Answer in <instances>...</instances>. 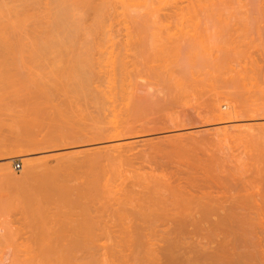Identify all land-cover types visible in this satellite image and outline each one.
<instances>
[{"label":"rangeland","instance_id":"rangeland-1","mask_svg":"<svg viewBox=\"0 0 264 264\" xmlns=\"http://www.w3.org/2000/svg\"><path fill=\"white\" fill-rule=\"evenodd\" d=\"M5 1L0 0L2 5H0V170L2 169L0 183L3 182L0 184V190L4 192L3 194L0 191V221L7 220L11 223H9L10 229H13L10 230L11 237L4 232L6 235L3 236L8 237L3 241L4 246L13 245L14 253L17 250L14 255L21 257L16 258L22 259L23 264L29 263V258L34 259L31 261L33 264H40L38 260L47 257L43 254L46 252L44 248L48 251V243L52 240L47 238L58 236L67 242L65 243L64 240L61 242V240L59 247L56 246L58 250L55 246L56 250L53 249L54 242H51L52 249L55 253L57 252L51 253L53 258L55 255L56 262L65 259L67 263L69 262L68 264H73L72 262L79 264L82 258V264H94V262L95 264H123L124 262L125 264L126 262L169 264L172 261L167 262L169 259L164 256H167L166 253L171 250L168 249L171 243L175 246L174 239L180 245L178 246L183 248L178 247L182 252L178 250L177 254L181 255L187 249L186 243L190 241L193 243V240L197 239L192 246L188 244L191 248L189 247L190 251L186 250V252H192L188 259L194 257L193 253L195 250L199 252L197 250L199 248L203 249V253L199 254L208 252L209 255L212 253H210L212 247H216L219 254L222 251L220 255H217L218 257L226 253V258L228 259L229 255L232 261L236 260L232 253L239 250L238 254H240L243 249L245 252L249 251L243 245L242 249L240 244L235 252L231 246L235 241L231 239L232 237L233 239L234 236L238 237L239 239L236 238L238 242L240 240L245 242L247 235L249 236L247 239H250L252 234L255 236V233L256 235L259 233L263 235L264 240V218L259 220L260 226L258 222L256 224L254 221L241 220V218L237 224V220L232 219L233 223L230 222L234 225L231 227L235 234H232L233 236H230L232 231L229 226L230 232L228 233L227 230V225L232 226L230 222L226 221V226H220L223 224L222 219L228 220L222 217L223 206L229 208L235 202H244L247 196H254L260 202H264V126L255 125L252 130L247 129L251 130L247 133L251 135V138L249 136L239 139L235 135L229 139H225L223 135L196 138V140L184 138L186 141L179 138L180 134L200 130L205 127L206 122L212 123L210 125L215 128H222L225 123L235 124L241 117L264 116V111L261 113L244 111L240 116L229 115L232 112L231 105L222 103L220 106L226 114L224 122H214L206 117L212 105V98L217 92H230V95L234 96L233 100L237 99L236 104L246 109L264 110L263 0V5L262 3L259 5L256 13L242 10L244 0H223V3L217 4L216 10L214 7L212 10L209 5L215 1L217 3V0H102V2L100 0H68V3L67 0H58L59 3L63 1L61 5L57 0ZM76 1L78 5L80 4L79 6L75 4ZM56 4L60 5V9L62 6L64 12L62 9L61 12ZM99 5L100 8H98ZM206 7L211 8V12H206V9L208 11ZM78 10L82 11V14ZM96 10L99 12L97 13ZM75 11L78 13L75 14ZM57 12L62 17L61 24H59L60 21L57 22L60 18L56 16ZM206 15H212L213 22L209 17L211 24H208L209 21L206 23ZM63 20L69 21L68 24L72 23L73 26L65 24L67 21L64 23ZM77 21L82 22L81 25ZM60 25L65 26V31ZM79 26L85 28L80 27V29ZM61 28L64 31L61 30L62 39L58 35L61 33ZM85 30L86 32L88 30L87 36ZM73 32L78 35L75 36ZM66 35H69V39L66 38L67 42ZM71 36L75 39L70 38ZM58 39L60 41L57 42ZM70 39L73 42H70ZM68 41L69 45L65 44ZM114 62H116L115 67ZM117 64L121 66L122 71ZM126 73L129 74L126 75ZM121 76H127V78L124 79ZM193 108L194 112H191ZM186 109H189L191 113L187 114ZM197 122L202 124L198 126ZM123 127L132 128V131L123 132L118 136V128ZM37 140H46L47 145L46 142L42 144L44 146L39 145L40 147L31 145V142ZM17 163L22 165V170L19 172L14 168ZM35 165L40 170L45 166L41 171L38 169L39 172L33 174V171L31 173L29 170L36 168ZM44 177L46 180L56 181L57 179V182H60L72 195V199L67 201L70 204L65 201V204L62 203L63 206L50 207L52 209L50 211L42 210L43 215L39 210L37 213L38 203L36 204L37 199L32 200L34 196L32 189L35 188V181L43 182ZM169 186H180L185 189L184 193L195 195L201 202L204 198L220 201L221 204L215 207L221 210L217 211L219 217L221 214V220L219 217V219L215 216L209 217L207 221L210 224L212 220L213 223L220 221L219 224L210 225L214 227L212 230L207 221L206 224L205 221L200 220L203 222L200 223L198 220L199 225L204 226L199 228V225H196L198 224L196 219L202 218L203 211L198 209L200 212H195L198 214L196 219L195 216L193 217L196 221L195 225H192L191 216L186 217L190 220H187L191 223L187 222L190 226L186 227L187 223L186 225L181 223L184 229H189L185 230L187 232H191L194 226L198 227L194 229L195 231L193 230L194 234L184 232V235H181L182 238H179V235L171 236L174 239L173 241L170 239L172 241L170 244L167 236L152 237L155 245L153 248L158 251L157 255V252L153 253L157 257L156 260L154 256H151L153 248H148V242H145L149 238L147 233L143 232V226L150 225L149 222L154 217L148 215L149 210L158 204L160 196L169 189ZM31 193L32 195H29ZM199 199L196 200L197 203ZM46 212L50 213L46 214ZM142 213L145 215L140 216L139 214ZM226 216L228 217V211L224 217ZM146 219L149 222H146ZM36 220L39 222L37 223ZM130 220L134 226L130 224ZM13 221L17 225L13 224ZM243 221L245 223L242 225ZM157 222L154 221L151 224L163 223ZM122 223L130 224L131 228H139V230L142 228L140 236L138 229H133L136 233H132V236L127 235ZM250 223L251 225L247 227L246 225ZM53 224H59V227ZM236 225L239 226L236 227ZM113 226H119V229ZM215 227L217 229L223 227L221 229L227 235L224 236L225 234L223 235L222 231L216 230ZM80 228L90 234L96 228L94 231H98L100 236L96 232V234L92 233V236L95 235L93 236L95 239L99 237L96 242L102 237L99 244H106V248L103 246L104 248L100 247L101 250L96 249L88 244L89 240H86L87 245L83 243L84 246H80L77 237L73 238L81 231ZM110 228L117 232L114 230L112 235ZM247 229L254 233H249ZM197 230L200 231L196 233ZM215 233L222 234L217 235L219 242L213 240L216 239ZM15 234L18 236L17 240ZM70 234H73V239H70ZM185 235H187L186 238ZM196 235H198L197 238ZM205 235L210 237L205 238ZM113 236L116 237L113 238ZM42 237L49 242L46 241L45 244ZM222 237H225L226 241ZM138 238L142 244L139 245L142 248L146 247V251L144 250L146 253L140 246L135 248L140 243ZM186 239L188 242L185 241ZM206 239L210 240L211 245ZM229 241H232L231 244ZM201 242H206V245L203 243L201 247ZM166 243L169 244L167 247ZM28 244L31 245L28 246ZM205 246L207 249L211 246L210 251L209 249L206 251V248H203ZM165 247L168 251L164 249ZM224 248L226 251L230 248L231 253H229L230 250L226 252ZM150 249L152 252L147 254ZM160 249L164 251L163 253L166 251L165 255L161 256ZM29 251H33L34 254H30ZM176 255L174 256L177 257ZM223 257L220 260L225 259ZM25 258H28V261ZM259 259L258 262L261 263L262 259ZM236 261L232 262L236 263ZM31 262L29 264H32ZM177 262L176 264L181 263V261ZM263 262L264 260L262 264ZM183 263L184 261L181 264Z\"/></svg>","mask_w":264,"mask_h":264},{"label":"bare ground","instance_id":"bare-ground-1","mask_svg":"<svg viewBox=\"0 0 264 264\" xmlns=\"http://www.w3.org/2000/svg\"><path fill=\"white\" fill-rule=\"evenodd\" d=\"M5 1V0H4ZM25 1V0H24ZM45 1V0H44ZM54 1V0H53ZM70 1V0H69ZM73 1V0H72ZM81 1V0H80ZM89 1V0H88ZM104 1V0H103ZM212 1V0H211ZM228 1H230V0H228ZM243 1V0H242ZM245 2H244V4L242 3V10H245V11H247L248 13H256V11H257V8L259 7V5L262 3V5H263V1L262 0H244ZM6 2V1H5ZM57 2H58V0H57ZM56 2V3H57ZM63 2V1H62ZM62 2H58V4H62ZM99 2V1H98ZM100 2H102V0H100ZM28 3V2H27ZM30 3V2H29ZM47 3V2H46ZM49 3H51V2H49ZM64 3H66V2H64ZM67 3H68V0H67ZM70 3V2H69ZM78 3V1H76V3L75 4H77ZM80 3V2H79ZM95 3V2H94ZM112 3V2H111ZM213 3V2H212ZM220 3H223V0H221L220 2H219V0H217V3H216V1L213 3V4H211V5H209V7H211L212 8V10H214V8L216 7L217 8V4H220ZM241 3V2H240ZM21 4H22V2H21ZM31 4V3H30ZM58 4H56L57 5V7L59 8V6H58ZM72 4V3H71ZM1 5V4H0ZM7 5V4H6ZM24 5V4H23ZM26 5V4H25ZM37 5H40V4H37ZM53 5H55V3H53ZM78 5V4H77ZM80 5V4H79ZM78 5V6H79ZM83 5V4H82ZM105 5V4H104ZM107 5V4H106ZM2 6V5H1ZM5 6V5H4ZM51 6V5H50ZM70 6V5H69ZM90 6V5H89ZM10 7V6H9ZM26 7V6H25ZM31 7V6H30ZM34 7V6H33ZM43 6H41V8H42ZM56 7V6H55ZM56 7V8H57ZM68 7V6H67ZM77 7V6H76ZM87 7V6H86ZM86 7H85V9H86ZM94 7V6H93ZM101 6L99 5L98 6V8H100ZM214 7V8H213ZM6 8V7H5ZM63 8L65 9V7L63 6ZM69 8V7H68ZM73 8V7H72ZM72 8H70V9H72ZM206 8H208V7H206ZM211 8H208V11H207V9H206V12H208L209 13V11L211 12ZM216 8H215V10H216ZM239 8H240V5H239ZM2 9V8H1ZM13 9V8H12ZM19 9V8H18ZM36 9V8H35ZM45 9V8H44ZM60 9V8H59ZM61 9H62V6H61ZM60 9V11L62 12V10ZM79 9V8H78ZM241 9V8H240ZM15 10V9H14ZM26 10V9H25ZM97 10H99V9H97ZM96 10V12L98 13L99 11H97ZM10 11H12V10H10ZM46 11V10H45ZM56 11H58V10H56ZM70 11H72V12H74L73 10H70ZM70 11H69V13H70ZM80 10H78V12H79ZM255 11V12H254ZM42 12H44V11H42ZM55 12V11H54ZM59 12V11H58ZM58 12H57V14H56V16L58 15L59 17L61 16V15H59L58 14ZM60 12V13H61ZM63 12H64V10H63ZM65 12H67V11H65ZM76 12V11H75ZM78 12H76L75 14H77ZM82 12V11H81ZM81 12H79V13H81ZM92 12H93V10H92ZM213 12V11H212ZM12 13V12H11ZM53 12H51V14H52ZM89 13V12H88ZM63 14V13H62ZM68 14V13H67ZM82 14V13H81ZM10 15V14H9ZM45 15V14H44ZM71 15V14H70ZM72 15H74L73 13H72ZM84 15V14H83ZM65 17H66V15H64ZM212 16V15H211ZM211 16H205V20H206V23H207V21H209L210 23H208V24H211L212 22H213V17H211ZM80 17V16H79ZM209 17H211V19L209 18ZM10 18V17H9ZM15 18V17H14ZM17 18V17H16ZM64 18V17H63ZM82 18V17H81ZM85 18V17H84ZM208 18V19H207ZM18 19V18H17ZM57 19H58V17H57ZM67 19V18H66ZM86 19V18H85ZM53 20V19H52ZM62 21V17H60L58 20H57V22H59V21ZM75 20V19H74ZM80 20V19H79ZM212 22H211V21ZM5 21H7V20H5ZM35 21V20H34ZM36 21H37V19H36ZM61 21H60V23L59 24H61ZM64 21V20H63ZM67 21V20H66ZM66 21H64V23L66 22ZM81 21H83V20H81ZM102 21V20H101ZM3 22H4V20H3ZM38 22V21H37ZM48 22H50V21H48ZM53 23H54V21H52ZM75 22V21H74ZM78 23H80L79 21H77ZM84 22V21H83ZM5 23V22H4ZM26 23V22H25ZM30 23V22H29ZM40 23V22H39ZM68 23H70L69 21H67V23H65V24H68ZM82 23V22H81ZM81 23L79 24V25H81ZM99 23H101V22H99ZM23 24V23H22ZM55 24V23H54ZM58 24V25H59ZM103 24V23H102ZM51 25V24H50ZM56 25V24H55ZM54 25V26H55ZM68 25H72V23L71 24H68ZM68 25H67V27H68ZM101 25V24H100ZM57 26V25H56ZM73 26V25H72ZM74 26H75V24H74ZM103 26V25H102ZM60 27H62L63 28V30H64V25H60ZM80 27H84V26H79V28ZM48 28V27H47ZM62 28L60 29V31L62 30ZM71 28V27H70ZM75 28V27H74ZM77 29H78V27H76ZM85 28V27H84ZM99 28V27H98ZM58 29V28H57ZM72 29H73V27H72ZM71 29V30H72ZM77 29H76V32H78L79 31V29H78V31H77ZM81 29V28H80ZM38 30V29H37ZM53 30V29H52ZM62 30V31H63ZM83 30V29H82ZM81 30V31H82ZM90 30V29H89ZM35 31V30H34ZM42 31V30H41ZM57 31V30H56ZM60 31H58L59 33H60ZM61 31V33L60 34H58L59 36H60V38H61V36H62V33L65 31H63L62 32ZM69 31V33H70V30H68ZM73 31V30H72ZM75 32V33H76ZM87 32H88V30H87ZM87 32H86V30H85V35L87 36ZM11 33V32H10ZM74 33V32H73ZM74 33V34H75ZM79 33V32H78ZM23 34V33H22ZM51 34H53V33H51ZM50 34V35H51ZM93 34V33H92ZM49 35V36H50ZM55 35V34H54ZM70 35V34H69ZM69 35H66V37H65V40H66V38H68L69 37ZM78 34H75V36H77ZM85 36V37H86ZM23 37V36H22ZM38 37H39V35H38ZM42 37V36H41ZM56 37V36H55ZM54 37V38H55ZM73 36H71L70 38H72ZM89 37V36H88ZM87 37V38H88ZM17 38V37H16ZM24 38V37H23ZM49 38H51V36L49 37ZM48 38V39H49ZM57 38H58V36H57ZM74 38V37H73ZM79 38V37H78ZM40 39V38H39ZM62 39V38H61ZM69 39V38H68ZM75 39V38H74ZM89 39V38H88ZM34 40V39H33ZM46 40V39H45ZM64 40V39H63ZM72 39H70L69 41L70 42H73V41H71ZM80 40V39H79ZM85 41L84 42H86V39H84ZM3 41V40H2ZM48 41V40H47ZM47 41H46V43H47ZM54 41H55V39H54ZM53 41V42H54ZM58 41H60V39H58L57 40V42ZM68 41V43H65V44H68L69 45V42ZM66 42H67V40H66ZM34 43V42H33ZM39 43V42H38ZM41 43V42H40ZM51 43V42H50ZM60 43V42H59ZM58 43V44H59ZM90 43V42H89ZM34 45V44H33ZM44 45H46L45 44V42H44ZM44 45H42V46H44ZM49 45V44H48ZM52 45V44H51ZM62 45V44H61ZM91 45V44H90ZM56 46V45H55ZM70 46H71V44H70ZM1 47V46H0ZM39 47V46H38ZM58 47V46H57ZM73 47V46H72ZM44 49H46L45 48V46L43 47ZM54 48V47H53ZM53 48H51L52 50H53ZM59 48H61V47H59ZM64 48V47H63ZM69 48V47H68ZM44 49H43V51H44ZM31 50V49H30ZM51 50V51H52ZM62 50V49H61ZM69 50V49H68ZM7 51V50H6ZM91 51V50H90ZM92 52V51H91ZM40 53H41V51H40ZM51 53V52H50ZM55 53V52H54ZM57 53V52H56ZM59 54V53H58ZM67 54V53H66ZM62 55V54H61ZM92 55V54H91ZM38 56V55H37ZM40 56V55H39ZM68 56V55H67ZM62 57V56H61ZM123 57V56H122ZM92 58V57H91ZM43 59V58H42ZM50 59V58H49ZM52 59V58H51ZM44 61V60H43ZM51 62V61H50ZM59 62V61H58ZM78 62V61H77ZM85 62V61H84ZM118 63V62H117ZM52 64H53V62H52ZM89 64V63H88ZM45 65V64H44ZM72 65V64H71ZM115 65H116V62H114V67H115ZM118 65V64H117ZM129 65V64H128ZM53 66V65H52ZM119 66L120 65H118V68H119ZM53 69H54V67H52ZM115 69V68H114ZM122 68H121V66H120V71H122L121 70ZM56 70V69H55ZM60 70V69H59ZM67 71V70H66ZM71 71V70H70ZM117 71V70H116ZM54 73V72H53ZM120 73V72H119ZM65 74V73H64ZM85 74V73H84ZM122 74V73H121ZM120 74V75H121ZM124 74V73H123ZM127 74H129V73H126V75ZM125 75V74H124ZM118 76V75H117ZM123 76V75H122ZM121 76V77H122ZM129 76V75H128ZM130 77V76H129ZM122 78H127V76H124V77H122ZM122 78H120V80L122 81ZM123 79V80H124ZM126 81V80H125ZM125 84L127 83V82H124ZM129 86H130V84H128ZM121 86H123V84L121 85ZM130 88V87H129ZM128 88V89H129ZM215 96H213V100L211 101L212 102V105L209 107L210 109H208V111H207V113H206V117H207V119L208 120H214V122L216 121H219V122H224V120H226V118L224 119V116L226 115V114H224L223 113V110H222V108H221V104L222 103H225L226 105H231V107H232V112L229 114V115H236V116H240L244 111H248V112H253V113H261L262 111H264V110H260V109H258V108H249V109H246V108H244L242 105H239V104H236V102H238L237 101V99H235V101L233 100L234 99V96L232 97L231 95H230V92L228 93V92H217V94H214ZM211 104V103H210ZM187 110V109H186ZM185 110V112L188 114V113H191V112H194V108H193V111H189V109L186 111ZM192 110V109H191ZM189 115H192V114H189ZM193 115H194V113H193ZM226 117V116H225ZM230 118V117H229ZM228 119V118H227ZM230 120V119H229ZM230 123V122H229ZM198 126H200L199 124H202V123H196ZM210 124H212V123H205L204 125H205V127H202L200 130H196L195 132H191V133H187V134H180L181 136L179 137V138H182L184 141H186L185 139H189V140H193V139H195L196 140V138H206L207 136H212V137H220V135L222 136H224V138L225 139H229L231 136H233V135H235L236 137H238L239 139H243V138H246V137H249L250 136V138H251V135H249V134H247V133H249V131L251 132V130L255 127V125H257V126H260V127H262V126H264V116H261V115H259V116H255V117H241V119H239V120H237V122L235 123V124H227V123H225V125H224V127H222V128H215V127H213L212 125H210ZM218 124V123H217ZM195 125V124H194ZM203 125V126H204ZM264 128V127H263ZM247 129H251V130H247ZM130 131H132V128H129V127H123V128H118V130H117V135L119 136V135H121L123 132H130ZM179 136V135H178ZM48 138V137H47ZM167 139L169 138V137H166ZM185 138V139H184ZM188 141V140H187ZM45 142H46V140H44V141H34L33 143L31 142V145H33V144H35L36 146L38 145V147H40V146H44V145H42V144H45ZM40 145V146H39ZM46 145H47V142H46ZM41 159H39V161H40ZM38 161V162H39ZM45 161V160H44ZM37 162V161H36ZM35 164V163H34ZM36 166V165H35ZM41 166V165H40ZM45 166V165H44ZM44 166H43V168H44ZM34 167V166H33ZM38 166H36V168L34 167L33 168V170H29L30 172L31 171H33V174L35 173L36 174V172H39V171H37L39 168H37ZM42 168V169H43ZM47 168V167H46ZM28 169V168H27ZM41 169V170H42ZM2 170V169H1ZM1 170H0V172H1ZM7 170V169H6ZM40 170V169H39ZM40 170V171H41ZM8 171V170H7ZM24 172V171H23ZM27 173V172H26ZM25 173V174H26ZM32 173V172H31ZM2 175V174H1ZM24 175V174H23ZM26 175H28V174H26ZM40 175V174H39ZM3 176H4V173H3V175L1 176L2 178H3ZM6 176V175H5ZM40 176H42V175H40ZM8 177V176H7ZM7 177H5V179L7 178ZM36 178H38V177H36ZM49 178H50V176H49ZM56 178V177H55ZM44 179V181L42 182V181H35V188H33V186H31L33 189L32 190H34V196H32V200H33V198H35V200L37 201L36 202V204L38 205V209H36L37 210V213H38V210H39V212L41 211V213H42V210L44 211V209H48V211H50V210H52V209H50V207L52 208V207H54V206H61L62 205V203H64L65 201L67 202V201H71L70 199H72V195L70 194V193H68L67 192V190L60 184V182H57V179H56V181H54V179H52V180H46L45 179V177L43 178ZM13 180V178L11 179V181ZM37 180V179H36ZM41 180V179H40ZM46 180V181H45ZM59 180V179H58ZM9 181V179L7 180V182ZM10 181V182H11ZM9 182V183H10ZM16 182V181H15ZM30 182V181H29ZM33 182V181H32ZM31 182V183H32ZM37 182V183H36ZM2 184H3V182H1ZM0 183V184H1ZM31 183H29V184H31ZM11 185H13V184H11ZM9 186H10V184H9ZM26 186V185H25ZM3 187V186H2ZM4 187H5V184H4ZM28 187V186H27ZM10 188V187H9ZM11 188H13V187H11ZM22 188H23V186H22ZM2 189V188H1ZM4 189H6V187L4 188ZM25 189V188H24ZM31 189V188H30ZM184 189V188H183ZM182 189V187H180V186H174V187H172V186H169V189H167L165 192H164V194L162 195V196H160V200H159V202H158V204H156L155 205V207L153 208V209H150L149 210V216L151 215V217H154L153 219L152 218H150V219H152V221H148L147 219H146V222L148 221L149 223H150V225L149 224H143L144 226V228H143V232H145V233H147L146 235H148L147 236V238H149V240H147V241H145V242H148V245L145 243V245H147L148 246V248L150 247L151 249L155 246L154 245V242H153V238H156V237H154V236H158V235H160L161 236V238H163V236L165 237V236H167V237H169V238H167L168 240L167 241H169L170 239L173 241V239L174 238H171V236L172 237H174V236H178L179 238L181 237V235H184V232H185V234H186V232L189 230V229H187V231H185L186 229H184L185 227H183V225L181 224V223H184V225H186L185 223H187V222H189L190 220L188 219L189 218V216H191L192 217V225L196 222V221H194L195 219H196V217H197V215L198 214H196L197 212L199 213L200 211H198V209H200V210H202L203 212H201L202 213V218H204V219H202L201 217V219H199V217H198V219H196L197 220V223H198V220H199V222H200V220H203V221H205V223H206V221L208 220L209 221V219L210 218H213L212 216H215L216 218H218L219 217V211H221V210H219V208H217L216 209V207H215V205H217V207L219 206V204H221V202L220 201H217V200H214V199H210V198H204V200L201 202V200L198 198V197H196L195 195H189L188 193H184V191H185V189L183 190ZM20 190V189H19ZM21 190H23V189H21ZM28 191H29V188L27 189ZM31 190V191H32ZM183 190V191H182ZM1 191V190H0ZM9 191H10V189H9ZM14 191V190H13ZM13 191H12V193H13ZM2 192V191H1ZM7 192V191H6ZM3 194H4V192H2ZM1 193V194H2ZM10 193V192H9ZM21 193V192H20ZM27 193V192H26ZM30 193V192H29ZM32 193L31 194H29V195H32ZM7 194H8V192H7ZM14 194V193H13ZM22 194H24V193H22ZM186 194V195H185ZM26 196V195H25ZM3 197H5V196H3ZM21 198H22V196H20ZM24 197V196H23ZM1 198V197H0ZM17 198V197H16ZM29 198V197H28ZM7 199V198H6ZM23 199V198H22ZM30 199V198H29ZM199 199V201H198V203H197V201L196 200H198ZM208 199V200H207ZM210 199V200H209ZM246 200L244 201V202H235V203H233L232 205H230V207L232 206V208H225L224 206H223V208H221V209H223L222 210V212H223V215H222V217L225 219V218H228V220H223L222 219V222H223V224L221 225L220 224V226H226L227 225V222H230L232 219H236L237 220V224L239 223V221L238 220H240V218H241V220L242 219H244V220H246V221H254V222H256V224H257V222H258V224H259V226H260V221H261V219L262 218H264V202H260L259 200H257L254 196H251V197H246L245 198ZM1 201V200H0ZM4 202V201H3ZM9 202V201H8ZM26 202H27V200H26ZM28 202H29V200H28ZM204 202V203H203ZM67 203H69V202H67ZM76 203V202H75ZM203 205V207H202V205ZM6 204V203H5ZM27 204V203H26ZM29 204V203H28ZM31 204V203H30ZM34 204H35V202H34ZM65 204V203H64ZM70 204V203H69ZM68 204V205H69ZM7 205H8V203H7ZM33 205V204H32ZM200 205H201V207H200ZM1 206H2V204H1ZM28 206V205H27ZM63 206V205H62ZM33 207H34V205H33ZM197 207V208H196ZM29 208V207H28ZM202 208V209H201ZM205 208V209H204ZM7 209V208H6ZM35 209V208H34ZM33 209V210H34ZM228 211V217L226 216V217H224V215H227V211ZM229 210H230V212H229ZM47 211V210H46ZM197 211V212H196ZM218 211V212H217ZM23 212V211H22ZM196 212V213H195ZM224 212H226V213H224ZM27 213V212H26ZM41 213H40V215H41ZM47 213H50V212H46V214ZM200 213V214H201ZM1 214V213H0ZM24 214V213H23ZM31 214V213H30ZM43 214V213H42ZM217 214V215H216ZM11 215V214H10ZM9 215V216H10ZM29 215V214H28ZM40 215H39V217H40ZM44 215V214H43ZM140 216H144L145 215V213H142V214H139ZM8 216V215H7ZM6 216V217H7ZM34 216V215H33ZM47 216V215H46ZM140 216H139V218H140ZM195 216V217H194ZM2 217V216H1ZM186 217H188L187 219H186ZM195 219H194V218ZM210 217V218H209ZM35 218H38V217H35ZM137 218V217H136ZM149 218V217H148ZM207 218V219H206ZM220 218V219H219ZM218 219L219 220H221V214H220V217H219ZM2 219V218H1ZM14 219V218H13ZM40 219V218H39ZM43 219V218H42ZM130 219V218H129ZM184 219H186V221L184 220ZM218 219H217V221H218ZM126 220V219H125ZM138 220H140V219H138ZM182 220H184V222L182 221ZM187 220H189V221H187ZM260 220V221H259ZM10 221V220H9ZM11 221H12V219H11ZM30 221V220H29ZM34 221V220H33ZM37 221V220H36ZM41 221H43V220H41ZM53 221V220H52ZM82 221V220H81ZM127 221H128V218H127ZM126 221V222H127ZM143 221V220H142ZM154 221H162L163 223H160V224H162V225H158V224H156V223H154V224H151L152 222H154ZM194 221V222H193ZM207 221V223L209 224V226L212 224H219V222L217 223V222H215V223H213L214 221L212 220H210L211 221V224H210V222H208ZM227 221V222H226ZM234 221V220H233ZM233 221H231L232 223H233ZM1 222V221H0ZM7 220H5V222L2 220V222H1V225H0V264H19L20 263V261H22V259L21 260H19V258H16V257H18L19 255H17V256H15L16 255V252H17V250H15V253L13 252L14 250H12L13 249V245H10V246H12V248L9 246L8 247V245H6V246H4L5 244V240H4V238H7V237H4L3 235H6L4 232H6V233H8V235L10 236L11 235V233H10V230L12 229H10V222H8ZM39 221H37V223H38ZM130 222V224L131 225H133L132 224V222H131V220L129 221ZM221 222V223H222ZM230 222V224H232ZM260 222V223H259ZM6 223V224H5ZM10 223V224H9ZM25 223V222H24ZM54 223V222H53ZM79 223H80V221H79ZM78 223V224H79ZM123 223H124V221H123ZM122 223V225H123V229H125L124 231L125 232H127L126 234L127 235H130V236H132L133 234L132 233H134L135 232V230H137V231H139L138 232V234L140 233V231H142V228H141V230H139V228H137V229H135V228H131L130 226V224H127L126 223V225L125 224H123ZM139 223V222H138ZM143 223H145V221H143ZM158 223V222H157ZM180 223V224H179ZM190 223V222H189ZM200 223H203L202 221L200 222ZM204 223V224H205ZM206 223V224H207ZM225 223H226V225H225ZM243 223H245V221H243L242 222V225H243ZM6 225V226H4V225ZM13 224H16L14 221H13ZM19 224V223H18ZM81 224V223H80ZM79 224V225H80ZM191 224V223H190ZM196 224V223H195ZM194 224V225H195ZM229 224V223H228ZM9 225V227H7ZM17 225V224H16ZM15 225V226H16ZM54 225V224H53ZM57 225V224H56ZM56 225H54V226H56ZM77 225V224H76ZM79 225L77 226V228L79 227ZM92 225V224H91ZM178 225V226H177ZM189 224L187 223V225H186V227L188 226ZM196 225H199V223L198 224H196ZM241 225V224H240ZM248 225H251V223L250 224H247L246 226L248 227ZM39 226V225H38ZM62 226H63V223H62ZM68 226V225H67ZM82 226H83V224H82ZM81 226V227H82ZM86 226V225H85ZM94 226V225H93ZM95 226H97V225H95ZM134 226V225H133ZM145 226H148V227H145ZM190 226V225H189ZM215 226V225H214ZM219 226V227H220ZM223 226V227H224ZM228 226L230 227V229H231V227H234V225L232 224V226H230V225H227V230H228V233L230 232V229L228 228ZM239 226V225H238ZM237 225H236V227H238ZM258 226V225H257ZM262 226V225H261ZM28 227H29V225H28ZM31 228H32V226H30ZM43 227H45L46 228V226L45 225H43ZM57 227H59V224L57 225ZM56 227V228H57ZM74 227H76V226H74ZM119 227V226H118ZM118 227H114L113 226V228H118ZM127 229H126V228ZM203 228L204 226H200L199 225V228ZM216 227H217V225H216ZM215 227V228H216ZM223 227H221V228H223ZM235 227V228H236ZM252 227V226H251ZM9 228V229H8ZM63 228V227H62ZM113 228H110L109 229V231H112L111 233H113L112 235H114V232L116 231L115 229V231L113 230ZM122 228V227H121ZM189 228V227H188ZM192 228V227H191ZM196 227L194 226V228L192 229V231L191 232H187L188 234L189 233H191V234H194V229H195ZM209 228V227H208ZM210 228H211V230H212V228H214V227H212V226H210ZM221 228H219V229H217L216 228V230H221L222 231V229ZM242 227L240 226V229H241ZM30 229V228H29ZM28 229V230H29ZM33 229H35V228H33ZM32 229V230H33ZM38 229V228H37ZM42 229H44V228H42ZM42 229H41V232H42ZM61 229V228H60ZM66 229H67V227H66ZM76 229V228H75ZM81 229V228H80ZM79 229V230H80ZM83 229V228H82ZM81 229V231H79L78 232V235H76V236H73V238H75V237H77V239L79 240L78 242V244L80 245V246H84V244H86L87 245V242H86V240L88 241V244H91L92 245V247H94V248H96V249H100V247H102V248H104L105 246H106V244H103L102 245V243H100L99 244V242L101 241V238H100V240H97V242H96V239H98V238H96L95 239V237L93 238V236H95V235H93L92 236V233L94 234L96 231H94L96 228H94V232L92 231H90L91 232V234L90 233H88V231H87V233H86V231H83ZM86 229V228H85ZM89 229H91V228H89ZM89 229H86V230H89ZM106 229V228H105ZM112 229V230H111ZM119 229V228H118ZM117 229V230H118ZM131 229H132V231H131ZM133 229H135V230H133ZM196 229H198V227L196 228ZM205 229H207V228H205ZM226 229V228H225ZM250 229V228H249ZM249 229H247V231L249 230ZM9 230V231H8ZM13 230V229H12ZM15 230H16V228H15ZM27 230V231H28ZM92 230V229H91ZM108 230V229H107ZM122 230V229H121ZM127 230V231H126ZM194 230V231H193ZM216 230H214V232L216 231ZM243 230V229H242ZM246 230V229H245ZM252 230H254V228L252 229ZM30 231V230H29ZM35 231V230H34ZM40 231V230H39ZM47 231V230H46ZM55 231V230H54ZM68 231V230H67ZM75 231V230H74ZM104 231V230H103ZM120 231V230H119ZM118 231V232H119ZM200 230H197L196 231V233L197 232H199ZM209 231V230H208ZM231 231H232V229H231ZM56 232V231H55ZM66 232V231H65ZM71 232H73V231H71ZM98 232V231H97ZM96 232V233H97ZM105 232V231H104ZM108 232V231H107ZM117 232V231H116ZM121 232V231H120ZM119 232V233H120ZM204 232V231H203ZM212 232V231H211ZM214 232H212L213 233V235H214ZM216 232H218V231H216ZM235 232V231H234ZM238 232V231H237ZM241 232H243V231H241ZM249 233H251L250 231H248ZM255 232H257V231H255ZM4 233V234H3ZM33 233V232H32ZM63 233V232H62ZM61 233V234H62ZM76 233V232H75ZM95 233V234H96ZM110 233V234H111ZM136 233V232H135ZM134 233V234H135ZM145 233H142V234H144L145 235ZM207 233V232H206ZM222 233H223V231H222ZM239 233V232H238ZM252 233H254V232H252ZM251 233V234H252ZM36 234V233H35ZM56 234V233H55ZM54 234V235H55ZM59 233H57V235H58ZM74 234V233H73ZM72 234V235H73ZM98 235H99V233H97ZM103 234V233H102ZM208 234H210V233H208ZM220 234V233H219ZM218 233H217V235H219ZM225 233H223V235H224ZM231 234V235H230ZM229 235L230 236H233V235H235V234H233V231L230 233ZM233 234V235H232ZM245 234H246V231H245ZM250 234V235H251ZM257 233H255V236L252 234L250 237H252V238H248L247 239V236L245 237L246 238V240H244L245 238H243V240L245 241V242H242L241 240V242L239 241L238 242V237H235L234 236V239H233V237L231 238L232 240H235L232 244L230 243V242H232V241H229V244H231V246H232V249L236 252L238 249H239V247L238 246H240V244H241V246L243 245L244 246V248L245 249H248L249 251H243L244 249H243V246L241 247L243 250V252H245V253H243L242 251H240V254H238V251L236 252V253H232L231 255H233V256H235L234 258L237 260H232V261H236V263L235 262H232L231 261V259L229 258L230 256L228 255V259L226 258L227 256H225V255H227L225 252H223V253H225V254H222L223 256H225V257H223L222 255H221V257L219 256H217V255H220L221 253H222V251H221V253L219 254V251H218V249H217V251H216V247H212V249H211V246L209 247L212 251H210V249H209V251H210V253L212 252L213 253V255H211V254H209L208 255V252H206L205 254H202L203 252H202V250H201V248H199L200 247V245H199V249H197V250H199V252L197 251L196 252V250H195V252L193 253L194 254V257H190V259H188V257L192 254V252H186V250H188V251H190L188 248L190 247V246H188V244L189 245H193V243H196L195 241L197 240H193V243L190 241V243H186V248H184V249H186L185 250V252H184V254L182 253V255L178 258V255L179 254H177L178 252V250H180V249H183V248H180L179 246V244L177 243V240L176 239H174V241L177 243V248H175V246H176V243H175V246H174V244L173 243H171L172 241L170 240L169 241V244L171 243L172 245H170L171 246V248H170V246L168 247V249H171L170 251H169V253H166V251H165V253L166 254H168L167 256L165 255V253H163L164 251H162V249H160V251H162V255L161 256H163V254L165 255L164 257H166L167 259H169L168 261H167V259H165L167 262H170V260L172 261V263L170 262L169 264H176V262L178 261H181V263L184 261V263L183 264H241V262H244L243 264H247L248 262H251L252 264L255 262L256 264H258L259 262H258V260L260 261V259L259 258H261L262 260H261V263H259V264H262V261L264 260L263 258H264V240H263V238H262V236L263 235H259V233H258V235H256ZM262 234V233H261ZM16 235V234H15ZM30 235V234H29ZM32 235V234H31ZM30 235V236H31ZM65 235V234H64ZM71 235V234H70ZM72 235H71V237H70V239H73L72 238ZM108 236L107 237H109V234H107ZM111 235V236H112ZM145 235V236H146ZM215 235H216V233H215ZM217 235H216V239H213V240H216V241H220L219 239H217ZM220 235H222V234H220ZM227 234H225L224 236H226ZM241 235H244V234H241ZM13 236H14V234H13ZM17 236V235H16ZM20 236H22V235H20ZM26 236H28V235H26ZM42 236V235H41ZM40 236V237H41ZM53 236V235H52ZM66 236V235H65ZM100 236V235H99ZM104 236V235H103ZM117 236V235H116ZM116 236H113V238L114 237H116ZM136 235H134V237H135ZM139 236H140V234H139ZM139 236H137V237H139ZM160 236H158V237H160ZM186 236L187 235H185V238H186ZM190 235H188V237H189ZM195 236V235H194ZM209 236V235H205V238H207V237ZM230 236H228V237H230ZM11 237V236H10ZM39 237V239H41ZM46 237V236H45ZM44 237V238H45ZM48 237V236H47ZM64 237V236H63ZM67 237V236H66ZM124 237V236H123ZM142 237V236H141ZM153 237V238H152ZM187 237V239H189ZM198 237V235H196V238ZM210 237V236H209ZM249 237V236H248ZM16 238V240H17V238H18V236L17 237H15ZM14 238V239H15ZM32 238V237H31ZM37 238V237H36ZM43 238V237H42ZM44 238H43V240H44ZM69 238V237H68ZM67 238V239H68ZM121 238V237H120ZM129 239H130V237H128ZM140 238V237H139ZM138 238V239H139ZM144 238H146V237H144ZM178 238V239H179ZM182 238V237H181ZM190 238H192L191 236H190ZM225 238V237H224ZM223 237H222V239H224ZM236 238H238L237 240H236ZM19 239H21V238H19ZM24 239V238H23ZM27 239V238H26ZM47 239H52L51 240V242H54V243H52L53 245V249L54 250H58V247H59V245H60V241L61 242H63V240L65 241V239L63 238H60L59 236L58 237H54V238H52V237H50V238H47ZM95 239V240H94ZM137 239V238H136ZM141 239V238H140ZM140 239L138 240V241H140ZM166 239V238H165ZM185 240L186 242H188V240ZM209 239H211V238H209ZM209 239H206V240H208V242H209V245H211V243H210V240ZM228 239V238H227ZM230 239V238H229ZM4 240V241H3ZM12 240V239H11ZM42 240V239H41ZM161 240V239H160ZM180 240V239H179ZM179 240H178V242H179ZM192 240V239H191ZM225 240V239H224ZM29 241H31V239L29 238ZM34 241V239L32 240V242ZM47 241V240H46ZM45 240H44V243L46 242ZM131 241V240H130ZM132 241H133V239H132ZM131 241V243H133ZM162 241H164V242H166L165 240H163L162 239ZM181 241V240H180ZM223 241V240H222ZM226 241V240H225ZM13 242V241H12ZM18 242H20V241H18ZM39 242H40V240H39ZM47 242H49V240L47 241ZM46 242V243H47ZM50 242V243H51ZM67 241H65V243H66ZM77 242V240L75 241V243ZM86 242V243H85ZM107 242V241H106ZM126 242V241H125ZM151 242H153L152 244H151ZM214 241H212V243H213ZM7 243L8 244H10L9 243V241H7ZM6 243V244H7ZM16 243V242H15ZM22 243V242H21ZM27 243V242H26ZM30 243V242H29ZM45 243V244H46ZM50 243H48L49 245V249H48V251L47 250H45V248H44V252L45 253H43V254H46L47 255V257L45 258V259H42V256L40 257L42 260H38V261H40L39 263L40 264H68L67 263V261L65 260V259H63V260H60L59 262H56V260H55V255H54V258H53V255H52V253L54 254L55 252H54V250L52 249V246H51V244ZM84 243V244H83ZM179 243H181V242H179ZM192 243V244H191ZM202 243V245H201V247L203 246V243H204V245H206L205 243L206 242H201ZM225 242H223V244H224ZM55 244V245H54ZM64 244V243H63ZM70 244H72V243H70ZM142 245L141 244V241H140V243H138L136 246H135V248L138 246H140V245ZM169 244H167L166 243V247H167V245H169ZM184 244V243H183ZM15 245V244H14ZM23 245V244H22ZM29 245H31V244H28V246ZM34 245V244H33ZM36 245V244H35ZM40 245V244H39ZM58 245V247H56ZM65 245H69V244H65ZM72 245H75V244H72ZM85 245V246H86ZM108 245V244H107ZM135 245V244H134ZM143 245H144V242H143ZM179 245V246H178ZM185 245V244H184ZM195 245V244H194ZM213 245V244H212ZM215 245V244H214ZM225 245V244H224ZM16 246V245H15ZM47 246V245H46ZM56 247V249H55V247ZM76 246V245H75ZM79 246V247H80ZM104 246V247H103ZM119 246V245H118ZM133 246V245H132ZM174 246V247H173ZM198 246V245H197ZM226 246H227V244H226ZM27 247V246H26ZM41 247H42V243H41ZM40 247V248H41ZM43 247H44V245H43ZM65 247V246H64ZM78 247V246H77ZM77 247H76V249H77ZM122 247V246H121ZM126 247V246H125ZM141 248H142V246H140ZM166 247L164 248L165 250H167L166 249ZM173 247V248H172ZM178 247L180 248V249H178ZM228 247V246H227ZM226 247V248H227ZM25 248V247H24ZM28 248V247H27ZM63 248V247H62ZM101 248V249H102ZM106 248V247H105ZM144 248V247H143ZM142 248V249H143ZM147 248V250H149ZM155 248V247H154ZM154 248L152 249V250H154ZM157 248H161V247H157ZM162 248H163V246H162ZM191 248V247H190ZM204 249L206 248V251H208V249H207V246H205V247H203ZM215 250H214V249ZM14 249H16L15 247H14ZM26 249V248H25ZM29 249V248H28ZM31 249V248H30ZM32 249H34V248H32ZM42 249V248H41ZM72 249V248H71ZM74 249H75V247H74ZM75 249V250H76ZM81 249V248H80ZM80 249H79V251H80ZM86 248H84V250H85ZM91 249V248H90ZM100 249V250H101ZM151 249H150V251H148V253L147 254H149V252H152L151 251ZM163 249V250H164ZM196 249V248H195ZM221 249H223V248H221ZM24 250V249H23ZM27 250V249H26ZM38 250V249H37ZM66 250V249H65ZM78 250V249H77ZM132 250V249H131ZM144 250L146 251V247L142 250L143 252H144ZM193 250V249H192ZM214 250V251H213ZM224 250H225V248H224ZM228 250V249H227ZM229 250H230V248H229ZM228 250V251H229ZM241 250V249H240ZM40 251V250H39ZM60 251V250H59ZM59 251H58V253H59ZM71 251V250H70ZM94 251V250H93ZM128 251H129V249H128ZM133 251V250H132ZM140 251V250H139ZM155 251V252H154ZM153 252H152V255H151V253H150V255L153 257L154 255H153V253H156V255L158 254V251L157 250H154ZM160 251H159V253H160ZM168 251V250H167ZM226 251V250H225ZM228 251H226V252H228ZM22 252V251H21ZM20 252V253H21ZM28 252V251H27ZM30 252V254H34V252L33 251H29ZM32 252V253H31ZM52 252V253H51ZM63 252H64V250H63ZM68 252H69V250H68ZM67 252V253H68ZM105 252V251H104ZM179 252H182V250H180ZM200 252H202L201 254H199ZM205 252V251H204ZM214 252H217L216 254H214ZM243 253V255H242V253ZM24 253V252H23ZM57 253V252H56ZM55 253V254H56ZM66 253V252H65ZM73 253V252H72ZM83 253H84V251H83ZM92 253V252H91ZM144 253H146V252H144ZM143 253V254H144ZM229 253H231V250H230V252ZM15 254V255H14ZM18 254H19V252H18ZM24 254H26V253H24ZM96 254V253H95ZM177 254V255H176ZM73 255V254H72ZM77 255H78V253H77ZM86 255V254H85ZM84 255V256H85ZM88 255V254H87ZM133 255V254H132ZM138 255V254H137ZM140 255H141V252H140ZM159 255V256H160ZM174 255H176L177 257H175ZM27 256V255H26ZM31 256V255H30ZM39 256V255H38ZM81 256V255H80ZM79 256V257H80ZM100 256V255H99ZM233 256H232V259H233ZM19 257H21V256H19ZM29 257V256H28ZM63 257V256H62ZM64 257H66V255L64 256ZM63 257V258H64ZM76 257V256H75ZM164 257H162L163 259H164ZM225 258V259H222V260H220L221 258ZM33 258V257H32ZM69 258V257H68ZM68 258H66V259H68ZM78 258V257H77ZM80 258H82V257H80ZM88 258V257H87ZM125 258H127V257H125ZM131 258V257H130ZM129 258V259H130ZM154 258H156V260H157V257H155L154 256ZM17 259H18V261H17ZM26 260L28 259V258H25ZM31 258H29V261L31 262V261H33V260H30ZM39 259V258H38ZM86 259V258H85ZM183 261H182V260ZM105 260V259H104ZM134 260V259H133ZM141 260V259H140ZM145 260V259H144ZM151 260V259H150ZM149 260V261H150ZM162 260V259H161ZM165 260H163V261H165ZM224 260V261H223ZM254 260V261H253ZM25 261V260H24ZM28 261V260H27ZM37 261V260H36ZM86 261V260H85ZM101 261V260H100ZM154 261V260H153ZM165 261V262H166ZM174 261H176L175 263H174ZM222 261V262H221ZM253 261V262H252ZM29 262V263H30ZM61 262V263H60ZM82 262H83V258L81 259V262L79 263V264H82ZM98 262V261H97ZM131 262V261H130ZM177 262V263H178ZM29 263H27V264H29ZM32 264H33V262H31ZM73 264H75L74 262H72ZM127 264H129L128 262H126ZM132 263V262H131ZM138 263H139V261H138ZM153 263V262H152ZM160 263V262H159ZM180 263V262H179ZM178 263V264H179ZM180 263V264H181ZM264 263V262H263ZM20 264H23V261H22V263H20ZM77 264V263H76ZM83 264H85V263H83ZM94 264H95V262H94ZM123 264H125V262L123 263ZM150 264V263H149ZM157 264V263H156Z\"/></svg>","mask_w":264,"mask_h":264},{"label":"built area","instance_id":"built-area-1","mask_svg":"<svg viewBox=\"0 0 264 264\" xmlns=\"http://www.w3.org/2000/svg\"><path fill=\"white\" fill-rule=\"evenodd\" d=\"M14 168H15V170H16L17 172H19V171L22 170V165H21L20 163H17V164H15Z\"/></svg>","mask_w":264,"mask_h":264}]
</instances>
